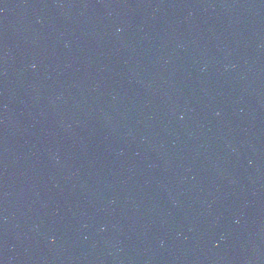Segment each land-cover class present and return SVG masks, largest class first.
I'll list each match as a JSON object with an SVG mask.
<instances>
[{"label": "water", "instance_id": "1", "mask_svg": "<svg viewBox=\"0 0 264 264\" xmlns=\"http://www.w3.org/2000/svg\"><path fill=\"white\" fill-rule=\"evenodd\" d=\"M0 264H264V0H0Z\"/></svg>", "mask_w": 264, "mask_h": 264}]
</instances>
